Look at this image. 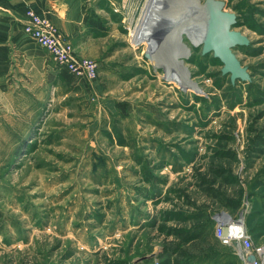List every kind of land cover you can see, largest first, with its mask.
<instances>
[{"label":"rangeland","instance_id":"374dc122","mask_svg":"<svg viewBox=\"0 0 264 264\" xmlns=\"http://www.w3.org/2000/svg\"><path fill=\"white\" fill-rule=\"evenodd\" d=\"M146 1L87 12L95 79L46 51L47 87L0 137V264H241L213 229L246 199L264 241V0H220L248 39L232 52L249 79L233 82L177 28L184 0H155L153 39L134 44Z\"/></svg>","mask_w":264,"mask_h":264},{"label":"crops","instance_id":"0c3cea01","mask_svg":"<svg viewBox=\"0 0 264 264\" xmlns=\"http://www.w3.org/2000/svg\"><path fill=\"white\" fill-rule=\"evenodd\" d=\"M49 18L63 37L70 41L78 56L93 32L86 17L98 13L97 0H0V137L16 136L23 105L37 100L38 90L47 87L44 78L46 50L24 34L26 9ZM88 22V23H87ZM45 70V71H44ZM17 125V126H16ZM11 133V134H10Z\"/></svg>","mask_w":264,"mask_h":264},{"label":"built area","instance_id":"2783aa9c","mask_svg":"<svg viewBox=\"0 0 264 264\" xmlns=\"http://www.w3.org/2000/svg\"><path fill=\"white\" fill-rule=\"evenodd\" d=\"M140 24L145 25L141 21ZM140 27H133L131 33L134 44L143 37ZM144 28V27H143ZM23 32L43 47L56 65L79 78L93 80L97 76L98 63L90 58L76 55L70 41L66 40L56 25L47 17L33 9H26L23 18ZM142 39V38H140ZM237 213L220 211L214 220L213 234L216 239L235 255L241 264H264V241L255 243L245 222L248 200ZM249 256H253L249 259Z\"/></svg>","mask_w":264,"mask_h":264},{"label":"water","instance_id":"95a60500","mask_svg":"<svg viewBox=\"0 0 264 264\" xmlns=\"http://www.w3.org/2000/svg\"><path fill=\"white\" fill-rule=\"evenodd\" d=\"M183 3L186 17L191 16L190 21L195 23L200 33L198 40L192 42L202 45V53L212 51L213 56L222 62L221 72L228 73L232 82L236 79L248 80L246 67L232 52L234 46L248 43L246 36L232 29L236 22L235 14L225 11L224 3L220 0H204L202 4L197 0H184ZM252 258L249 256V259Z\"/></svg>","mask_w":264,"mask_h":264},{"label":"bare ground","instance_id":"6f19581e","mask_svg":"<svg viewBox=\"0 0 264 264\" xmlns=\"http://www.w3.org/2000/svg\"><path fill=\"white\" fill-rule=\"evenodd\" d=\"M154 3H156L155 0H147L145 2L144 8L142 9L140 17H139V19L136 22L137 23L136 26L140 27L139 30H137L138 28H136V33L139 32V31H141L143 33V37H139L138 36L137 42L141 41L142 39H145V41L149 42V40L153 39L152 32H151L152 31L151 27H152V22L153 21L155 22V20L157 18L156 15L152 13V10L155 9ZM187 18L188 19L185 20L187 22V24H184V22L180 21L181 19L179 18L180 20L179 19L177 20L178 21L177 24L179 23L177 28H179L180 30L188 31V33L190 34L192 40L195 42L199 38V34H200L199 33V29L195 26V23H193L192 20L190 21L191 16H188ZM141 21H143V23L145 22L146 26H143V24H140ZM176 25H175V27H176ZM173 29H175V28H173ZM176 36H178V35H176ZM140 38H142V39H140ZM153 47L155 48V46H153ZM153 47H152V49H153ZM172 50H173V53H174V57L180 56L183 53H185L184 52V48L182 46H180L179 48H173ZM167 72H169L170 73L169 75H171V76L175 75V74H173L175 72H173L172 70H168ZM176 73H177V71H176ZM179 73L180 72H178L177 74H178V77L181 79V82L184 83V84H188L189 81L187 80L185 74L183 76H181Z\"/></svg>","mask_w":264,"mask_h":264},{"label":"trees","instance_id":"16d2710c","mask_svg":"<svg viewBox=\"0 0 264 264\" xmlns=\"http://www.w3.org/2000/svg\"><path fill=\"white\" fill-rule=\"evenodd\" d=\"M86 17L88 18V14L86 15ZM89 26H90L91 30L96 31L99 27V18H96L95 21L94 20L90 21ZM66 74L69 75V73H67V72H66ZM69 76H71V75H69Z\"/></svg>","mask_w":264,"mask_h":264}]
</instances>
